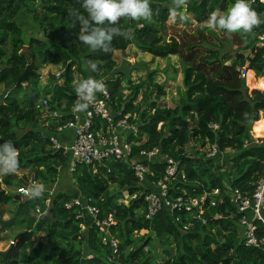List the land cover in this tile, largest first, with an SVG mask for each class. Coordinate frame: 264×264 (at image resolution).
Wrapping results in <instances>:
<instances>
[{
  "label": "trees",
  "instance_id": "trees-1",
  "mask_svg": "<svg viewBox=\"0 0 264 264\" xmlns=\"http://www.w3.org/2000/svg\"><path fill=\"white\" fill-rule=\"evenodd\" d=\"M38 2L41 9L35 19L44 39L29 37L26 40L16 17L30 3ZM233 2L183 0L180 7H173L174 0H149L154 9L153 18L150 21L121 18L118 26L130 35L114 37L110 51L105 53L77 41L80 27L73 24L74 17L69 13L83 12L80 0H0V86L10 90L28 66L35 72L29 88L16 85L0 102V144L11 141L15 146V171H28L35 182L46 186L56 184L68 171V157L51 148V134L60 140L55 127L50 128L47 135L38 131L43 109L38 105L40 94L34 82L37 72L47 66L62 65L66 69L69 65L68 79L54 85L50 96V109L64 113L59 125L68 121L69 108L77 99L75 68L85 79L104 80L114 113L122 111L121 118L130 116L129 122L138 125L137 135L129 136L132 142L140 143L134 148L135 152L159 148L161 155L181 162L185 178L178 177L170 186L171 195L195 200L214 190L224 192V180L228 178L221 175L220 163L224 156L230 155L227 151L233 154L229 160L231 180L228 186L252 195L255 184L264 175V147L252 136V127L258 122L254 126V136L264 138V122L260 121V113L264 114V91L258 82L253 83L254 73L264 76V49L255 48L258 38L264 34V4L250 5L261 18V24L248 34L236 32L242 46L231 62L219 49L208 51L206 55L200 46L188 41L181 43L172 39L166 42L159 32V27L165 26L173 13L186 10L196 22L203 24L212 12L226 11ZM131 46L154 58H180L185 66L183 86L186 93L175 108L159 104L166 94L162 87L153 84V74L147 84L134 85L128 80L129 76L114 72V54H125ZM248 52L249 55L253 52L254 57L248 56ZM92 63L97 65L96 71L90 69ZM243 67H247L248 72L245 79L238 72ZM126 80L130 84L128 94L123 90ZM246 83L249 88H255L252 93L247 90ZM214 125L218 128L214 129ZM192 139L202 149L216 147L218 155L213 158L205 152L201 156L197 152V157L188 155L185 147ZM246 142L248 146L244 147ZM153 170L156 175L148 177L150 182L163 177L161 165H153ZM71 175L76 183L75 193L43 192L40 197L23 202L21 196L1 191L2 184L10 186L17 180L16 174H9L0 182V205H18V212L25 215L7 224V229L18 235L8 254V264H264V254L260 250L248 249L239 240L240 215L227 198L214 208H206L202 216L206 224L195 219L196 211L177 214L181 220L175 223L165 208L153 220H147L145 197L154 189L140 187L126 166L117 162L95 168L82 166ZM113 185L120 191L126 189L134 199L127 205L119 203L118 197L112 196ZM75 197L83 201L91 199L100 210L101 219H114L116 225L110 227L109 237L118 242L116 254L110 244L103 243V234L90 226L89 218L77 219L79 207L65 209V204ZM51 200L54 221L40 219ZM81 225L86 226L85 231ZM255 226L256 236L263 241L264 247V224L257 220ZM142 231L148 234L139 236ZM153 236L164 248L167 259L163 262L144 252Z\"/></svg>",
  "mask_w": 264,
  "mask_h": 264
},
{
  "label": "built area",
  "instance_id": "built-area-1",
  "mask_svg": "<svg viewBox=\"0 0 264 264\" xmlns=\"http://www.w3.org/2000/svg\"><path fill=\"white\" fill-rule=\"evenodd\" d=\"M259 2L264 4V0H250V5ZM256 50L264 49V34L258 38ZM253 56V52L250 57ZM64 69L55 75V80L63 81ZM242 79L247 77V67L238 69ZM81 81L78 77L74 81L76 85ZM103 83L102 92H97L94 101H92L86 110L77 111L74 107L79 102V98L75 100L70 107L68 121L59 125V120L62 118V113L59 110H50V101L45 99L40 106L47 111L45 121L47 126H51V121L55 123V132L57 134L64 131H70L74 134V140L69 145H63L55 135L49 136L51 148L56 152H61L63 156L68 157V171L76 172L78 167H92L104 165L107 162H117L127 167L133 172L137 183L140 187H151L154 191L145 197L147 202V220H153L162 209H167L173 216L174 222H180L179 213H191L196 211L195 219L201 220L203 224L207 223L203 219L207 207H216L220 201L222 204L227 198L233 205L239 217V224L242 227L243 234L241 243L248 249L260 250L264 254L263 241L256 236L255 222L260 220L264 224V175L255 184V190L252 195L242 194L238 189H232L226 182L225 191L214 190L210 195L204 194L201 199H185L184 196H173L169 192L170 186L177 180L178 177L185 178L182 175L181 162L175 160L169 155H161L159 148H154L151 151L142 150L135 152L134 148L140 144L129 140V136H134L138 133V125L129 122V117L121 118L122 111L114 113L112 100L108 90V86L104 80H99ZM115 117L118 119L116 120ZM260 120L264 122V114L260 113ZM214 129L218 127L212 126ZM258 145L264 147V138H255ZM1 140V136H0ZM248 143L244 145L247 147ZM218 155V150L213 147L209 152L208 157L213 158ZM153 165H161L163 167V177L158 181H148V177L155 178ZM150 182V183H148ZM35 185V181L31 182ZM20 193L28 196L26 188H20ZM74 207H79L77 219H90V226L97 228L103 234V243L110 244L117 253L118 242L112 237H109L110 227L115 226L113 218L101 219L100 210L92 204V200L83 201L79 197L73 198L65 204L66 210H71ZM216 219V218H215ZM188 226V225H187ZM82 230L86 229L85 225H81ZM187 229V227H184ZM14 245V242H10ZM145 252L149 249L145 248Z\"/></svg>",
  "mask_w": 264,
  "mask_h": 264
},
{
  "label": "rangeland",
  "instance_id": "rangeland-1",
  "mask_svg": "<svg viewBox=\"0 0 264 264\" xmlns=\"http://www.w3.org/2000/svg\"><path fill=\"white\" fill-rule=\"evenodd\" d=\"M38 6L41 4L38 2L36 3ZM35 7V5H34ZM186 11V10H183ZM182 11V12H183ZM182 12L173 13L165 26L159 27V32L162 35L164 41L169 42L172 39H176L179 42L183 43L188 41L190 43L196 44V46H200L201 50L206 54L209 55L208 51H215L216 49L221 50V55L226 57V60H230L231 62L235 58V54L241 52L242 41L239 38V35L236 33H228L224 31H219L215 29H211L208 27V19L203 24H199L193 18V16L189 13H185L184 18H182ZM248 56L249 52L247 53ZM252 58L254 56H251ZM114 60L116 62V68L114 70L115 73H124L125 75L129 76V79L134 85L139 83L145 82L146 84L149 82V76L152 75L153 84H156L163 88L165 92V96L159 100L160 105L167 106L168 108H175L180 102V98L184 96L186 93V89L183 86V78H184V71L185 66L183 65L182 61L179 57H169L167 59H160L154 58L152 55L147 53H141L137 50L134 46L129 47L125 54L121 52H117L114 55ZM74 76L78 77L80 80H84L85 77L80 74L74 68ZM254 81L253 83H259L260 88L264 91V80L260 79L259 76L253 74ZM261 76V75H260ZM264 78V76L262 77ZM126 80L123 83V90L126 94H128V90L130 87L129 81ZM44 81H47L45 79ZM247 90L249 93H252L255 88H249L246 83ZM257 89V88H256ZM194 97H197L194 96ZM46 99L45 96H40V100ZM46 113L42 116L44 117ZM42 117V118H43ZM210 146H206L205 148H201L199 144H196L194 139H192L185 147V152L192 156L197 157L195 154L200 152V156L205 152V154H209L212 148ZM227 156L223 157L221 161L222 165V174L227 176V182L231 180L229 175V168L231 158L233 154L231 151H227ZM224 153V154H227ZM15 170L8 174H0V180H4L7 175L9 174H16L17 181H15V185L13 188H7L2 185L1 191L11 194L12 196H21L24 199H30L29 196L24 195L23 193L19 192V189L23 187V179L30 182V173L27 171H18L19 173H14ZM67 171L62 174L60 179L54 185H43L44 191L43 192H51L52 194H56L59 192H71V194L75 193L76 183L72 178L71 173ZM34 181V180H33ZM32 181V182H33ZM74 184V185H73ZM35 185H39L38 182H35ZM33 185H31L32 187ZM111 191L113 193H117L118 202L128 204L134 196H131L127 191H120L116 189V186L113 185L111 187ZM23 202V199H22ZM19 206L18 205H0V230L2 228V223L4 222L5 216L9 215L6 220L7 223L16 218V220L23 219L25 215L18 212ZM16 222V221H14ZM4 225V228L7 229L8 225ZM239 228V232L242 231L241 227ZM148 232L142 231L139 232V236L147 235ZM241 235V234H240ZM149 249V255L158 260V261H165L167 256L164 254V248L161 246L158 239L153 236L151 240V244L147 247ZM0 264H3V258L0 255Z\"/></svg>",
  "mask_w": 264,
  "mask_h": 264
},
{
  "label": "clouds",
  "instance_id": "clouds-1",
  "mask_svg": "<svg viewBox=\"0 0 264 264\" xmlns=\"http://www.w3.org/2000/svg\"><path fill=\"white\" fill-rule=\"evenodd\" d=\"M182 2L183 0H174L173 7H180ZM80 6L83 12L73 11L69 13L70 17H74L73 24H78L80 27L81 34L78 36L77 41L94 51L100 50L105 53L110 51L114 37L127 38L130 35L127 30L118 26V21L121 18L150 21L154 13L149 0H80ZM260 24L261 18L251 8L250 0H234L226 11H214L208 19L209 28L228 33L248 34ZM90 69L96 71L97 65L95 63L90 64ZM64 80L63 77V82ZM63 82L56 81V84H62ZM103 88V83L96 79L88 78L79 81L75 85V92L79 98V102L74 105L75 109L77 111L86 110L89 104L94 101L96 93L102 92ZM47 98L50 101V98ZM16 167L17 150L11 141H5L0 144V174L11 173ZM43 191V185H33L27 194L30 198H36L40 197ZM121 204L127 205L126 203ZM10 247H12L11 244Z\"/></svg>",
  "mask_w": 264,
  "mask_h": 264
},
{
  "label": "crops",
  "instance_id": "crops-1",
  "mask_svg": "<svg viewBox=\"0 0 264 264\" xmlns=\"http://www.w3.org/2000/svg\"><path fill=\"white\" fill-rule=\"evenodd\" d=\"M40 9H41V5L38 6L37 4H35V7H34V5H32L30 3V5L27 6L26 8H24V9H22L20 11L19 15L16 17V23H17L18 27L24 32V34H25L24 35V39H26V40L29 37L38 38V39H44L43 33L40 30V28H39V26L37 24V21L35 19V14L37 12L39 13L40 12ZM7 49H8V52H9V49L10 48L7 47ZM62 70H63L62 65H58V66L50 65V66H47V67H45V68H43V69H41V70H39L37 72L38 78L36 79L37 81L34 82V83L36 84V89L39 92L40 96H45V97H49L50 98L51 93H52L53 88H54V85H56L55 75L57 73L61 72ZM76 78L77 77H75V79ZM45 79H47V81H44ZM60 82H63V81H60ZM25 87L26 86H24V88ZM5 92H6V89L4 87L0 86V97ZM20 97L23 99L22 94H20ZM2 101H0V102H2ZM42 101L43 100H40L39 101V103H38L39 106H40V103ZM59 111L64 116V113L61 110H59ZM44 113L47 114V111L46 110H43V114ZM47 120L48 119L46 118V116H44L42 118L41 125H40V129L38 130L40 133H43L44 135H47L48 130H50V128L54 127L53 124L55 123L54 121H51L52 125L51 126H47L46 123H45V121H47ZM257 123L258 122L254 123V125L252 127V132L253 133H254V126ZM58 137H60V140L59 141L63 145H69L74 140V134L72 132H70V131H64L63 133L58 134ZM144 140H145V138H144ZM14 173H19V172L16 171ZM6 178H7V176H6ZM4 180H2V181L0 180V182H4ZM33 180H34L33 179V176L30 177V183H29V181H26L25 182L24 179L22 178V180H20V181H23L22 182L23 183V187L22 188H26L29 191V189L31 188L30 184H31V182ZM2 185L5 186V187H7V188H13V186L15 185V182H12L10 186H6L4 184H2ZM49 193H51V192H49ZM22 199L24 200V198H21V200ZM8 216L6 215L5 218H4V222H3V223H5L4 225H6V223L8 221V220H6ZM217 219H218V217H217ZM12 228H13L12 230L15 229L14 226H12ZM4 230H5L4 233H2L1 230H0V252H5V251H7L9 249L8 242H10V238L7 236V234H9V233L10 234H14V233L10 232V230H8V229H5L4 228ZM240 234H241V237H240L239 240L241 241L242 234H243V230L240 231ZM43 240H44V235H43Z\"/></svg>",
  "mask_w": 264,
  "mask_h": 264
},
{
  "label": "water",
  "instance_id": "water-1",
  "mask_svg": "<svg viewBox=\"0 0 264 264\" xmlns=\"http://www.w3.org/2000/svg\"><path fill=\"white\" fill-rule=\"evenodd\" d=\"M185 13L186 11H183L181 16L182 18H184L185 16ZM69 71H70V66L68 65L63 73V77L65 78V80L68 79V74H69ZM34 71L32 69L31 66H28L27 69L25 70V72L17 79L16 81V85H23V86H26V87H29V83H30V80H31V77L34 75ZM259 78H262V77H259ZM16 85H13L11 86V89H14ZM10 90H7L1 97H0V101H2L6 95L10 92ZM125 192H126V189H125ZM118 192L112 194V196H116ZM52 206H53V200H51L49 202V206H48V209L47 211L41 215L40 219H51L52 221H54V219L52 218L51 216V209H52ZM4 224L5 223H2V229H1V232L4 233L5 230H4ZM7 236L10 238V240L12 241H15L17 238H18V235L17 234H7ZM42 242V241H41ZM50 248H52L50 246ZM12 250V247H9V249L5 252H0V255L2 256L3 258V264H8L7 261H8V254L11 252Z\"/></svg>",
  "mask_w": 264,
  "mask_h": 264
},
{
  "label": "bare ground",
  "instance_id": "bare-ground-1",
  "mask_svg": "<svg viewBox=\"0 0 264 264\" xmlns=\"http://www.w3.org/2000/svg\"><path fill=\"white\" fill-rule=\"evenodd\" d=\"M261 79V78H260Z\"/></svg>",
  "mask_w": 264,
  "mask_h": 264
}]
</instances>
